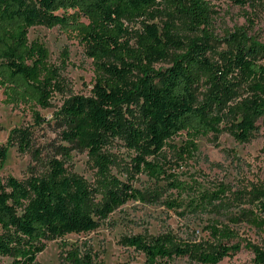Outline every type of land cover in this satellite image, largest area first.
Wrapping results in <instances>:
<instances>
[{
    "label": "trees",
    "instance_id": "16d2710c",
    "mask_svg": "<svg viewBox=\"0 0 264 264\" xmlns=\"http://www.w3.org/2000/svg\"><path fill=\"white\" fill-rule=\"evenodd\" d=\"M214 13L210 0H0L5 104L27 107L41 124L45 117L37 108H50L55 94L65 90L61 71L67 54L61 65L52 63L42 41H29L36 25L72 35L93 63L90 96L72 95L54 113L65 143L56 155L64 160L51 158L45 174L24 181L0 177V257L11 264H41L37 256L45 241L91 232L135 200L161 204L183 219L209 216L204 239L171 232L123 237V245L142 252L147 264H170L178 257L220 264L243 248L252 251L254 264H264V249L234 242L232 227L264 228V186L251 184L233 198L225 184L202 189L173 171L194 158L198 138L212 135L217 144L229 133L238 143L249 142L264 118V43L237 28L221 39L222 49L215 48ZM185 30L197 35L183 37ZM161 62L170 65L157 68ZM180 133L187 136L184 145L171 143ZM117 140L129 152L126 180L112 173L116 161L108 149ZM8 143L25 152L30 132L14 128ZM7 150L0 145L1 165ZM73 150L87 152L96 170L93 184L67 171ZM140 174L164 187L135 188ZM165 188L177 196H165ZM63 254L68 264L92 263L90 253L78 247Z\"/></svg>",
    "mask_w": 264,
    "mask_h": 264
},
{
    "label": "rangeland",
    "instance_id": "374dc122",
    "mask_svg": "<svg viewBox=\"0 0 264 264\" xmlns=\"http://www.w3.org/2000/svg\"><path fill=\"white\" fill-rule=\"evenodd\" d=\"M215 10L213 23L210 28L215 38L214 47L222 49L221 43L227 33L235 32L237 28L245 29L250 36L264 43V0H247L239 4L238 0H210ZM183 37H194L197 33L183 31ZM29 41H42L50 53V61L61 65L66 57V66L61 71L65 81L63 93H56L52 106L47 109L37 108L45 122L36 124L32 112L25 106L13 107L3 102L4 96L0 91V145L7 150V159L0 164V177L6 181L9 177L26 180L31 175H43L49 169V160L57 157L56 149L64 145L60 138V129L54 118V113L63 101L72 95L90 96L93 79V63L86 56L84 47L70 34L59 27L47 28L36 25L30 28ZM186 39V38H185ZM170 62L156 65L168 67ZM259 130L254 137L245 143H238L229 133L219 136L217 144L213 136L197 139L198 151L192 160H188L173 171L185 181H196L199 188L214 189L219 184H225L233 198L240 197L239 193L251 184L264 186V118L258 121ZM26 129L31 135V147L25 152L19 151V145L8 143L12 129ZM187 136L180 133L171 143L182 146ZM108 151L115 158L112 173L121 180H126L125 167L129 161V152L122 142L115 141ZM65 167L70 173H75L91 184L95 181L96 170L92 167L87 152L73 150L71 159ZM135 188L145 191L164 187V182H156L145 174L137 175L133 181ZM165 196L176 197L175 191L163 190ZM244 196V194L242 195ZM205 216L202 221L193 218L183 219L175 212L168 211L161 204H144L130 200L110 214L109 218L95 230L87 233H71L62 238L45 241V249L37 256L41 264H68L64 257L65 251L78 247L83 253H90L91 264H147L145 255L133 248L124 246L125 236L144 235L157 236L171 232L178 238L196 237L204 239L207 232ZM191 219V220H190ZM237 233L235 241L250 242L264 249V228L257 229L246 223L232 226ZM64 245V246H63ZM254 254L243 248L239 253L224 258L220 264H254ZM0 264H11V259L0 257ZM170 264H200L188 257H178Z\"/></svg>",
    "mask_w": 264,
    "mask_h": 264
}]
</instances>
